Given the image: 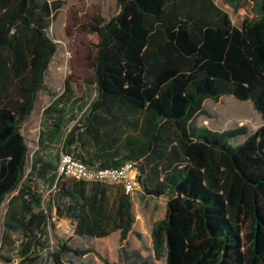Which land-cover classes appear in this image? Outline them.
<instances>
[{"label": "trees", "instance_id": "trees-1", "mask_svg": "<svg viewBox=\"0 0 264 264\" xmlns=\"http://www.w3.org/2000/svg\"><path fill=\"white\" fill-rule=\"evenodd\" d=\"M256 13L236 27L213 0H123L97 30L94 95L76 97L64 84L43 112L26 175L21 129L58 44L47 34L46 2L0 0V209L9 198L0 262L264 264V0ZM223 97L251 102L262 126L197 127L205 101ZM61 152L90 169L135 164L140 199L166 200L152 250L134 231L130 195L119 185L57 178ZM41 186L51 189L47 203ZM53 218L70 222L73 239L51 248ZM114 232L116 263L81 244ZM130 234L141 251L130 250Z\"/></svg>", "mask_w": 264, "mask_h": 264}, {"label": "rangeland", "instance_id": "rangeland-1", "mask_svg": "<svg viewBox=\"0 0 264 264\" xmlns=\"http://www.w3.org/2000/svg\"><path fill=\"white\" fill-rule=\"evenodd\" d=\"M40 4L46 2L50 6V16L47 18L50 27L47 30L49 38L58 44L57 52L48 69L45 85L38 93L36 109L32 116L24 122L21 132L29 146V157L26 165L28 175L33 161V154L37 147L40 130L41 111L50 105L55 95H61L64 84L67 82L76 97L82 96L86 90L94 95L96 57L100 41L97 30L117 15L123 0H37ZM258 0H237L232 5L227 0H213L215 5L227 13L232 24L239 27L245 18H255L256 3ZM193 123L197 127H205L213 132H224L238 128H245L248 133H254L263 124L260 115L255 111L249 101H238L232 97H223L218 102L205 101L203 113L197 116ZM40 192L43 200H50L51 189L41 186ZM141 191L138 189L130 195L133 214L137 221L136 229L141 226H151L156 220L165 217L166 205L161 200L147 198L140 199ZM9 198L5 200L0 209V240L3 233L4 216L7 211ZM51 237L50 246L53 248L56 240H72L73 228L70 222L66 224L56 220L49 223ZM80 244L78 241H74ZM130 248H135L138 240L130 236ZM149 241L146 239V245ZM81 244L94 246L97 253L110 263L118 261L117 235H111L102 240L84 241ZM145 254H147L145 252ZM86 264H104L92 256ZM15 258L11 264H18ZM0 264H5L0 262ZM158 264H165L164 261Z\"/></svg>", "mask_w": 264, "mask_h": 264}, {"label": "built area", "instance_id": "built-area-1", "mask_svg": "<svg viewBox=\"0 0 264 264\" xmlns=\"http://www.w3.org/2000/svg\"><path fill=\"white\" fill-rule=\"evenodd\" d=\"M56 175L68 181L119 185L129 195L139 189V174L131 162L114 169H90L72 155L61 152Z\"/></svg>", "mask_w": 264, "mask_h": 264}, {"label": "crops", "instance_id": "crops-1", "mask_svg": "<svg viewBox=\"0 0 264 264\" xmlns=\"http://www.w3.org/2000/svg\"><path fill=\"white\" fill-rule=\"evenodd\" d=\"M51 105V104H50ZM50 105H48L47 107H49ZM46 107V108H47ZM46 108H44V109H42V111H41V118H42V115H43V112H44V110L46 109ZM35 109H36V106H35ZM35 109H34V111H35ZM34 113V112H33ZM162 199V198H161ZM161 199H159V200H161ZM158 199H154V201L156 202ZM164 201H165V205H166V200L164 199ZM165 216H166V210H165ZM165 218V217H164ZM163 218V219H164ZM162 220V219H161ZM157 221H159V220H156V221H154L153 223H152V225L151 226H141L139 229H136V224H137V221H135V225H134V231H136V232H138V233H140L141 235H142V237H143V242H144V244L146 245V239L149 241V243L146 245V247L148 248V249H150V250H152V239H151V231H152V228H153V226H154V224L157 222ZM62 223H64V224H66L68 221H61ZM111 235H117V240L119 241V232H114V233H112ZM111 235H109V236H111ZM108 236V237H109ZM130 236H133V237H135V235L134 234H130L129 235V237H128V241H129V239H130ZM105 238H107V237H105ZM105 238H103V239H105ZM136 238V237H135ZM96 240H102V239H96ZM139 242V241H138ZM129 243V242H128ZM129 247H130V245H129ZM119 248H120V246H119V243H118V250H119ZM130 250L131 251H141L142 250V244L139 242L136 246H135V248H130ZM96 251H97V249H96ZM152 253V252H151ZM142 254L144 255V256H147L148 255V253L147 254H145V252H143L142 251Z\"/></svg>", "mask_w": 264, "mask_h": 264}]
</instances>
